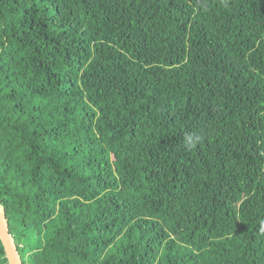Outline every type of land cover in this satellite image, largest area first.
<instances>
[{"label":"trees","instance_id":"16d2710c","mask_svg":"<svg viewBox=\"0 0 264 264\" xmlns=\"http://www.w3.org/2000/svg\"><path fill=\"white\" fill-rule=\"evenodd\" d=\"M0 205L23 264H264V0H0Z\"/></svg>","mask_w":264,"mask_h":264},{"label":"water","instance_id":"95a60500","mask_svg":"<svg viewBox=\"0 0 264 264\" xmlns=\"http://www.w3.org/2000/svg\"><path fill=\"white\" fill-rule=\"evenodd\" d=\"M0 243L3 247L7 264H23L13 235L9 232L5 209L0 205Z\"/></svg>","mask_w":264,"mask_h":264},{"label":"clouds","instance_id":"9594fccd","mask_svg":"<svg viewBox=\"0 0 264 264\" xmlns=\"http://www.w3.org/2000/svg\"><path fill=\"white\" fill-rule=\"evenodd\" d=\"M201 137L198 134H186L184 138V144L185 147L192 149L196 146L197 143H199Z\"/></svg>","mask_w":264,"mask_h":264}]
</instances>
